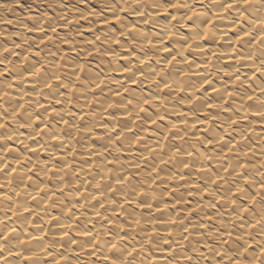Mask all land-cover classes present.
I'll list each match as a JSON object with an SVG mask.
<instances>
[{
  "label": "clouds",
  "instance_id": "obj_1",
  "mask_svg": "<svg viewBox=\"0 0 264 264\" xmlns=\"http://www.w3.org/2000/svg\"><path fill=\"white\" fill-rule=\"evenodd\" d=\"M68 3L69 0H30L27 9L19 7L17 11L21 0H0V125H4L0 128V171L8 166L5 163L6 153L16 151L9 149V141L22 144L24 147L20 152L24 153L31 151L28 141L32 139L40 146L39 151L48 153V158L41 160L36 153L35 162L27 158V165L22 167L27 169L28 165L34 164L36 172L42 173L45 178L50 168L55 167L57 170L53 176L58 183L63 184L69 174L51 158L58 147H74L72 141L65 140V135L75 140L76 134L80 133V139L75 142L83 143L84 133L91 137L96 134L97 127L104 128L103 139L106 143L101 156L107 160L122 148L131 152L134 145L141 143V131H147L144 125L151 123L159 130V138L154 141V147L152 143L142 142L143 150L136 149L139 155L134 157V166H145V180L149 184L160 179L159 173L152 175L157 169L174 179H182L183 169L189 168L190 179L185 184L200 186L195 193H185L180 192L181 186L177 185L176 202L182 204L185 195L201 194V200L198 201L200 211L205 215L213 211L220 224L215 230L205 228L203 232L200 231L203 225L196 224L199 238L189 241L190 251H184L186 237L181 230V222L177 223L176 234L171 241L167 236L147 237L148 228H143L145 237L151 241L149 249L144 248L145 238L136 240L135 236L127 242L120 236L119 245L111 240L101 241L108 250L116 245L112 264H151L153 249L163 251L165 243L169 249L173 245L176 247V251L165 258L166 264H179L178 256H184L187 264H264V194L246 191L241 183L243 176L239 175V158L233 160L224 155V150L228 149L242 156L241 149L247 147L246 144L237 149L229 147L235 139L232 135L236 132V128L232 127L236 124L234 121L247 119L249 108L264 120V79L259 83L248 80L249 75L257 72L264 78V0H94L91 7L83 11L80 10V4H88L89 0H76L73 7H68ZM133 17L135 19L130 20ZM112 19L119 23L115 31L110 28L96 29L97 24L108 25ZM80 20L88 21L92 32V39L84 40L83 44L78 39L82 35L79 31V27H82ZM70 21L75 22L72 27H69ZM61 26L69 28L63 36L57 31ZM230 32H235V36L230 35ZM29 33H39L40 36L33 37ZM45 40L49 43L41 47ZM210 43L217 47H209ZM65 44L70 46L68 54H63ZM93 50L99 61L95 67L87 60ZM73 51L76 56L71 55ZM125 51L127 56L124 55ZM24 53L38 59L33 62ZM229 57L234 63L225 65L223 61ZM122 60L124 64H121ZM246 68L251 71H245ZM6 73L18 81L17 95L21 101L26 96L32 97L24 101L30 107L24 108V104L5 106L11 102L13 95L10 91L12 82L5 80ZM113 73H127L128 76L125 80H118L113 78ZM25 74H30L34 79L36 87L31 91L21 87ZM193 76L196 78L193 79ZM213 80L219 86L213 84ZM205 83L212 86L216 93L214 97L204 90ZM132 84L138 85L139 91L133 89ZM101 85L108 89L107 97L94 95ZM257 90L260 95L256 94ZM125 92L128 93L127 97L123 96ZM113 93L121 97L119 101L111 99ZM250 96L255 98L254 105L246 103ZM225 97H230L232 103L226 106ZM42 98L50 103L54 100L56 104H62L59 109L52 106L55 115L51 120L48 118V108L41 104ZM92 104L97 105V108L92 109ZM209 105L216 109V119L221 121L223 131L228 132L229 140L225 141L222 132L215 126L206 129L210 139L193 141L191 136L195 133L192 132V126L181 130L171 119L167 125L159 123L166 117L179 115L183 118L182 122L188 125L189 114L198 119L199 112H207ZM146 106L154 111H148ZM183 106H190L189 111H183ZM77 107L89 109V120L83 127L72 110ZM20 108L24 111L18 119ZM37 108H43V111L37 112ZM108 109L126 115L129 123L121 124L119 117L108 113ZM106 114L111 116L108 121H105ZM68 116L72 118L70 123L66 120ZM36 120L44 125L43 129L35 124ZM61 124H66L73 131L67 132L60 127ZM118 126L129 131L135 128L136 132L128 136L118 130ZM237 128L243 139L247 134L244 125L237 124ZM21 129H27V134ZM169 132L184 143L179 146L169 143L165 148L164 141L168 139ZM121 138V147H117L116 141ZM54 140L61 143L54 144ZM203 144H213L215 147L201 151L200 146ZM109 146L111 151H108ZM259 149L264 155V142L259 145ZM67 155L69 152H65ZM146 156L151 159L146 160ZM184 156L190 159H183ZM115 160L119 169L113 171V178L119 180L123 177L120 169L126 174L128 164L118 155ZM213 165H216L215 169ZM169 166L173 171H168ZM229 167L231 172L227 176L223 175ZM248 175L252 185L264 184V172L260 173L258 179L255 172L250 171ZM217 180L222 182L223 192L214 188ZM165 182V179H160L158 192L145 188L144 183L130 184L124 181L122 184L130 186L132 195L143 189V200L151 205L155 203L157 209L164 202L166 191L161 185ZM205 191L211 197L206 203L202 198ZM246 201H250L253 206L249 208ZM128 215L132 222L136 220L132 212ZM155 219L158 218L148 217L145 223L152 224ZM5 229H8L7 234ZM12 234L14 237L9 240L8 236ZM117 236L119 232L115 233L113 239ZM32 239L29 237L26 242L22 229L0 223V264H24L25 260L28 264H41L38 252L28 246ZM37 244L40 251L51 255V252H47V242L39 240ZM137 244L142 250L139 259L132 256ZM28 257L31 259H26Z\"/></svg>",
  "mask_w": 264,
  "mask_h": 264
},
{
  "label": "bare ground",
  "instance_id": "obj_2",
  "mask_svg": "<svg viewBox=\"0 0 264 264\" xmlns=\"http://www.w3.org/2000/svg\"><path fill=\"white\" fill-rule=\"evenodd\" d=\"M19 7V6H18ZM17 7V8H18ZM86 9V7H85ZM81 9L80 10H85ZM19 10V9H18ZM135 18H130L134 20ZM82 21V20H80ZM86 22V21H85ZM74 21L69 22V27H72ZM79 31L82 33L78 39L83 44L84 40L92 39V32L89 28V22L82 25L79 22ZM105 28H110L113 31L119 28V23L112 19L108 25L97 24V30H103ZM74 31L76 29H73ZM57 31L63 36L68 33L69 28L58 27ZM30 36L38 37L39 33H29ZM230 35L235 36V32H230ZM247 38H245L246 40ZM49 42L45 40L41 47H44ZM167 43V42H166ZM209 47H217V45L210 43ZM239 46V45H237ZM118 47V46H117ZM70 46L65 44L63 47V54L69 53ZM20 52V49H17ZM33 62L38 59L33 55L24 53ZM72 56H76V52H71ZM127 56V51L124 53ZM164 55H167L166 53ZM191 58V56H190ZM88 63L95 67L99 61L96 59L95 51L87 57ZM125 61L122 60L121 64ZM225 65H231L234 60L229 57L223 61ZM175 71V69H170ZM203 71V69H201ZM245 71L250 72V69H245ZM127 73H113V78L118 80H125L127 78ZM195 79L196 77H192ZM260 74L257 72L254 75H249L248 80H256L257 83L260 82ZM5 80L12 82V100L6 107L13 105L24 104V108L30 107L25 104L24 101L30 100L32 97L26 96L24 101H21L17 95V83L14 76L5 74ZM217 84L215 80L212 82ZM217 86H219L217 84ZM21 87L25 91H31L36 87L34 79L30 74H25L24 83ZM114 87V86H113ZM131 87L139 91V87L136 84H132ZM232 86L230 85V88ZM248 88V85L245 86ZM103 89V93H101ZM204 90L207 91L210 97H214L216 93L213 91L212 86L205 83ZM62 91L67 92L68 90L62 89ZM147 85H145V92L147 93ZM165 92L167 90H164ZM257 95L261 93L257 90ZM94 95H102L104 97L108 96V89L101 85L100 89L94 91ZM183 95V93H181ZM200 95V93H197ZM124 97L128 96V93H123ZM121 97L116 96L114 93L111 96L113 101H119ZM50 99V98H49ZM226 106L232 103L230 97H225ZM239 101H237L238 103ZM249 105L255 104V98L253 100H248L246 102ZM41 104L48 108V118L55 115L53 111V105L56 109L62 107V104H56L55 101L49 102V100L41 99ZM190 106H183V111L188 112ZM92 109H96L97 105L92 104ZM148 111H154L150 106H146ZM76 112L77 118L80 120L81 126H85L86 122L89 120L87 115L89 109L85 108L81 110L79 107L72 109ZM23 108L18 110L17 118L20 119L23 115ZM37 112H42L43 108H37ZM108 113L116 115L120 119L121 124H128V117L119 111L114 109H108ZM217 111L214 108H209L207 112L201 111L198 114V119L194 118L189 114L188 125H185L182 121L183 118L179 115H173L171 117H166L164 121H160L162 125H167L168 120L171 119L173 123H177L178 127L183 130L187 126H192V132L195 135L191 136L193 141H204L210 139L206 129L212 126L223 134V139L225 141L229 140L228 132L223 131V126L221 121L216 119ZM227 116V113L223 114ZM247 119L238 120L236 124H233V128H236V132L232 135L235 139L229 144V147L233 149L241 148L242 145H247L246 148H242L243 155L240 156L239 153L229 152L228 149L224 150V155L226 157H231L233 160L239 158L240 168L239 175L243 176L241 183L245 186L246 191H250L252 194L264 191L262 185L257 183L252 185L248 173L255 172L257 179L261 172H264V155H261L259 145L264 142V120L260 118L257 112L252 108L248 109L246 113ZM81 117H84L81 120ZM71 116L66 117V120L70 123ZM111 119L110 115H105V121ZM251 121V124H249ZM35 124L40 125L43 129L44 125L40 123L39 120L35 121ZM237 124L244 125L246 130V136L241 139L239 136L240 129L237 128ZM61 128L66 129L67 132H72L73 130L68 128L66 124H61ZM147 131H141L140 141L133 146L131 152L124 151L123 148L119 153H113V156L109 157L107 160L101 156V152H104V144L106 141L103 139L105 129L97 127L96 134L88 137L87 133H84L85 140L83 143H76L75 140H79L81 134L77 133L75 140L71 136L65 135V140L72 141L74 147L69 145V147L59 148L56 150L55 154L52 156V160L63 167L66 172H68V178L63 184L58 183L57 178L53 176L56 172V168L52 167L49 170L48 177L45 178L42 173H37L33 165H28V168L22 167V165H27V158H32L35 162V154L38 153L41 160L48 158V153L39 151V145L35 143L34 140L30 139L28 141L31 151H26L24 153L20 152V149L24 146L22 144H17L15 141H9V149H16L15 152L9 151L5 156V163L8 165L4 167L3 171H0V185H3L2 190H0V221H3L4 225L9 227H14L17 230H23L25 241L27 242L29 237H32V241L28 244L32 247L34 251L38 252L41 259V264H112L113 253L116 249H105L101 244V241L111 240L113 243L119 245L121 242L119 237H124V241L127 242L133 236L136 240L145 238L144 248H151V241L147 237H154L156 235L167 236L168 240L171 241L172 237L176 234L177 223H182L181 230L183 231L186 239L184 240V251H190L189 241L198 239L197 232L195 230L196 224H202L200 231L203 232L205 228H210L215 230L219 227L220 221L217 215L213 211H209L207 215L200 211L201 205L198 201L201 200V194L197 195H185L184 202L177 203L176 197L178 195L177 185H180V192L185 193H195L200 185L196 184H185L186 180L190 179L189 173L190 169H183L184 176L182 179H174L171 176H167L166 173H160L159 169L157 172H153L152 175L156 176L159 173L160 179H165V183L161 185L166 191L164 197V202L160 204V209L163 210L165 215H161V212L156 210V205L153 203L151 209L137 207L144 197L140 196L143 189L136 192L134 195L131 194L130 186L125 184H118L117 180L113 178V171L119 169V164L115 160V156H119L120 159L128 164L127 173L120 169L121 174L124 177L125 182H130V184L144 183L145 188L155 189L157 192L160 190L157 185L160 184V179L153 180L149 184L145 180V175L147 169L143 164L139 168L135 167L134 157L138 156L139 153L136 149H142V142L147 141L152 143L153 147L154 141L159 138L156 126L149 123L144 125ZM124 131L126 135L132 136L135 134L136 129H120ZM21 131L26 135L27 129H21ZM174 131V130H173ZM151 138V139H150ZM23 139V136H21ZM122 138L116 141V146L121 147ZM54 144L59 145L61 141L54 140ZM169 143L179 146L184 141L179 137H173L172 132H169L168 139L164 141L165 148ZM187 147V145H185ZM215 147L213 144H203L200 146V150L204 149L212 150ZM111 146H109L108 151H111ZM65 152H69V155L65 156ZM106 154V153H105ZM20 157V159H17ZM183 159H190V157L184 156ZM146 160H150L151 157L146 156ZM67 160V163H65ZM216 165H213L215 169ZM30 169V170H29ZM259 169V171H257ZM168 171H173L171 166L168 167ZM27 172V175H25ZM231 172V168L223 173L227 176ZM179 175V173H177ZM22 177V179H21ZM107 177V179L105 178ZM30 178V179H29ZM110 185V186H109ZM124 188V191L121 189ZM214 188H218L219 192H223V184L220 180H217ZM63 189V192L60 190ZM43 190V191H41ZM115 190V191H113ZM128 193V195H126ZM234 195H238L234 193ZM35 198V199H33ZM203 202H207L211 199L208 192L205 191L202 194ZM259 199V197H257ZM131 201V203H127ZM247 206L252 207L250 201H246ZM167 205V207H165ZM217 207H220L219 197L217 199ZM132 212L133 217L136 220H140L139 225L133 224L132 219L129 217L128 213ZM247 215V213H244ZM148 217H156L158 219L153 220L152 224H146L145 219ZM211 217V220L208 219ZM176 220V224L170 223V221ZM148 228L147 237L142 230L143 228ZM184 228L187 230L185 231ZM119 232V236L113 239L115 233ZM8 233V229H5V234ZM171 233V235H169ZM14 234L9 235L8 239L12 240ZM227 238V237H226ZM42 240L48 243L47 252H51L48 255L46 252L40 251V246L37 241ZM227 247V245H226ZM203 250V247H202ZM176 251L175 245L172 249H169L168 244H164L163 251L159 249H153L151 264H166L165 258L170 257L171 254ZM147 254V253H143ZM132 256H137L138 259L142 256V250L139 244H137L132 250ZM107 257V259H105ZM131 259V257H128ZM179 264H187L184 256L177 257ZM24 264H28L25 260Z\"/></svg>",
  "mask_w": 264,
  "mask_h": 264
},
{
  "label": "snow or ice",
  "instance_id": "obj_3",
  "mask_svg": "<svg viewBox=\"0 0 264 264\" xmlns=\"http://www.w3.org/2000/svg\"><path fill=\"white\" fill-rule=\"evenodd\" d=\"M5 96H7V93H5L4 94ZM250 101L251 100H253V97H249L248 98ZM209 107L211 108V105H209ZM84 119V117H81V120H83ZM65 123H67V121L65 122ZM233 123H236L235 121L233 122ZM2 127H4V125H0V128H2ZM30 179V178H29ZM125 180H124V177H121L119 180H117V183L118 184H122V182H124ZM2 188H3V186H0V190H2ZM262 188H264V184H262ZM41 191H43V190H41ZM61 192H63V189H61L60 190ZM113 191H115V190H113ZM262 194H264V191H262L261 192ZM144 195H145V193L144 192H141L140 193V196L141 197H144ZM0 198H2V197H0ZM33 199H35V198H33ZM127 203H131V201H127ZM253 203H255V201H253ZM140 207H142V208H147V209H151L152 207H153V205H151V204H148L146 201H144L143 199L141 200V202H140ZM158 212H163V210L162 209H160V208H157L156 209ZM245 211H247V209H245ZM208 219L209 220H211V217H208ZM0 223H3V221H0ZM133 223H135L136 225H139L140 224V220H135ZM170 223H172V224H176L177 223V221L176 220H172V221H170ZM187 230V229H186ZM169 235H171V233H169ZM229 235H231L230 233H229ZM116 248V245L114 244V245H112V249L114 250ZM26 259H31V257H28V258H26ZM105 259H107V257H105Z\"/></svg>",
  "mask_w": 264,
  "mask_h": 264
},
{
  "label": "rangeland",
  "instance_id": "obj_4",
  "mask_svg": "<svg viewBox=\"0 0 264 264\" xmlns=\"http://www.w3.org/2000/svg\"><path fill=\"white\" fill-rule=\"evenodd\" d=\"M29 2H30V0H21V5L19 6V7H23V8H25V9H27V7H28V5H29ZM94 2V0H89V3L88 4H80V8L81 9H85V7L86 8H90L91 7V5H92V3ZM76 3V0H69V3L67 4V6L68 7H73V5ZM19 7L17 8V11H19L18 9H19ZM34 12H35V9L33 10ZM10 16H11V14H10ZM86 20H82V21H80L81 22V24L83 25H86L85 23H87V21L85 22Z\"/></svg>",
  "mask_w": 264,
  "mask_h": 264
}]
</instances>
